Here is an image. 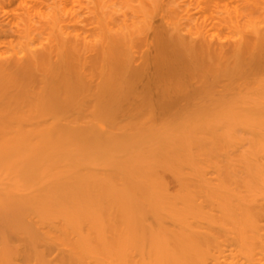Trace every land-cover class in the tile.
Returning <instances> with one entry per match:
<instances>
[{
	"label": "bare ground",
	"instance_id": "obj_1",
	"mask_svg": "<svg viewBox=\"0 0 264 264\" xmlns=\"http://www.w3.org/2000/svg\"><path fill=\"white\" fill-rule=\"evenodd\" d=\"M98 1L102 20L91 15L83 25L52 7L31 18L34 0H0V264H264V100L222 124L203 116L180 140L151 127L158 115L177 130L188 117L174 106L223 99L264 70L262 24L248 16L254 29L215 41L208 28L224 22L219 8L234 0H173L168 34L155 46L157 81L140 86L149 25L141 17L128 24L107 14L115 3ZM13 5L25 20H14ZM244 12L227 17L240 22ZM12 40L22 47L8 50ZM138 146L141 154L124 159ZM160 171L176 178V195ZM53 249L59 255L49 261Z\"/></svg>",
	"mask_w": 264,
	"mask_h": 264
},
{
	"label": "rangeland",
	"instance_id": "obj_2",
	"mask_svg": "<svg viewBox=\"0 0 264 264\" xmlns=\"http://www.w3.org/2000/svg\"><path fill=\"white\" fill-rule=\"evenodd\" d=\"M30 0H25V3L27 4L28 2H29ZM48 1V2H47ZM52 2L50 3V1L49 0H34V2H35V5H37V7H35V9L34 8H32L31 6H30V2L27 4L28 6L27 7H31V9H32V12L30 13V16H31V18H34V19H36L37 21L39 20L38 18H40V20H41V15H43V14H45V13H49L48 11L49 10H51V7H52V9H54L55 8V11L56 12H59L60 13V15H62V16H67V17H65V18H68V19H74V21H76V19H78V16L80 17L79 19L83 22V25H84V22H85V24H86V22L87 23H89L91 20H89L88 18L92 15L94 18V20H95V17L96 16H99L100 15V13H97L98 11H99V9H97V6H98V3H99V1L98 0H51ZM57 1H59V2H57ZM89 1H90V3H89ZM96 3H95V2ZM106 1V3L108 4V5H112V4H114L115 3V5H118V4H124L123 6H125V8L123 7V6H121V5H119V6H117L118 8L121 6L122 8H120V10H118V8L114 5V6H112L111 8V12H107V14H114L115 13V15L116 14H118V16H120V14H121V16L120 17H123L122 18V20L124 19L125 21L127 20V23L128 24H130L132 21H134V20H138V18H144V22H145V20L147 21V22H145L146 24H148L149 25V27H148V30L146 29V33H144V34H146V35H144V36H142V39L143 40H146V41H143V44L145 43V45H142V46H140L141 48L139 49V54H141V55H143L144 56V58H145V56L147 57L146 59H147V66H146V68L144 69V71H143V75H142V77H141V79H140V82H139V85L141 86V85H147V84H149V82H150V86H152L153 84H155L156 83V81H157V76H156V72H155V68L153 67V65L155 64V46L157 45V43H158V38H164L165 36H167V34L165 33V32H168V30H167V20L169 19L168 17L170 16L169 14L171 13V11H172V9H175V5L172 3V1L173 0H154V2H156V3H151L150 1V3L148 2V0H144V2H143V0H142V2L145 4H147V6L146 7H144V4H142L143 5V7L142 8H144V9H142L141 8V6L139 5V3H140V1L141 0H121V1H119V0H113V2L111 1V0H102L100 3H104ZM124 1V2H123ZM132 1H134V2H132ZM152 1V0H151ZM192 1H194V0H192ZM56 2V3H55ZM108 2H110V3H108ZM171 2V3H170ZM102 3V4H103ZM118 3V4H117ZM128 3H130V4H128ZM149 3V4H148ZM192 3H194V2H192ZM234 3V4H233ZM232 4H230V5H228V7H226L227 8V10H229V11H225L224 10V8H223V10H222V8L220 9L219 8V10H220V19H221V21L222 20H224V22L227 20V18L229 19V18H231V17H227V15L229 16V14H231L232 12H230L231 11V9H230V7H231V5L233 6V5H235L236 4V6L234 7L236 10H234L233 11V13L235 12V11H237L238 10V12L239 13H241V11H242V9H244V8H246V12H244L243 13V15H242V18H238V20L240 21V22H235V23H233L234 21H232V20H230V21H232V22H230V21H226L225 22V24H224V22H220L219 23V25L217 26V25H213V26H211L210 28H208V33L211 35V37H213L214 39L213 40H215V41H218V40H220V38L221 39H223V41H221V42H226V43H232V42H234V41H237L238 39H240L241 37V35L243 36V35H245V34H247V32H250L251 31V29H254V27L256 26V24L257 25H259V27H260V25H261V27H263V29L262 28H259V27H257V28H259L258 30H260L261 29V34H263L264 35V9H263V0H234V2H233ZM86 4V5H85ZM136 4V7L135 6H133L132 8L133 9H131V6L132 5H135ZM145 4V5H146ZM157 4V5H156ZM254 4L256 5V4H258L257 5V7H259V8H262V9H259L258 11L257 10H254L252 7L254 6ZM32 5V4H31ZM59 5V6H58ZM89 5V6H88ZM130 5V6H129ZM150 5V6H149ZM170 5H172L173 7H169ZM155 6H157V7H155ZM50 9H49V8ZM76 7H77V9H76ZM88 7H90V8H88ZM115 9H114V8ZM138 7V8H137ZM149 9H148V8ZM151 7V8H150ZM11 8H14V9H17V11H15L16 13H18L19 15V17H18V19H15L14 18V20H16V22H20L21 20H25V18H26V16H24L25 14L21 11V9H18V8H16V5H13V7H11ZM37 8V9H36ZM67 8V9H66ZM74 8V9H73ZM110 8V7H109ZM117 8V9H116ZM140 8H141V10H140ZM147 8V11H145V9ZM233 8V9H234ZM82 9H84V10H82ZM90 9H93V12H92V10H90ZM126 9V10H125ZM153 11L152 13L150 12L151 10ZM232 9V10H233ZM61 12H60V11ZM64 10V11H63ZM69 10V11H68ZM70 10H72V11H70ZM81 10V11H80ZM96 12H95V11ZM98 10V11H97ZM118 10V11H117ZM138 10H140V11H142V12H139L138 13ZM149 10V11H148ZM155 10V11H154ZM167 10V11H166ZM169 10V11H168ZM104 11H106V10H104ZM135 13H134V12ZM22 12V13H21ZM63 12H64V14H63ZM77 12V13H76ZM89 12H92V13H95V14H92V13H90V15L88 16V14L87 13H89ZM100 12V11H99ZM114 12V13H113ZM131 12V13H130ZM146 12V13H145ZM170 12V13H169ZM224 12H226V13H224ZM252 12V13H251ZM42 13V14H41ZM67 13V14H66ZM70 15H69V14ZM80 13V14H79ZM127 13V14H126ZM147 13H149V15H150V17H148V16H146L147 15ZM229 13V14H228ZM233 13H232V18H233ZM250 13V15H248ZM254 13V14H253ZM32 14V15H31ZM39 16H38V15ZM78 15V16H76V15ZM123 14H125V15H123ZM146 14V15H145ZM224 14V15H223ZM12 16H13V13L11 14ZM20 15H22V16H20ZM33 15H35L34 17H32ZM36 15H37V17H36ZM96 15V16H95ZM128 15V16H127ZM130 15H132V16H130ZM164 15H166V16H164ZM225 15H226V17H225ZM253 15V16H252ZM76 17V19H75V17ZM91 16V17H92ZM114 16V15H113ZM168 16V17H167ZM245 16H247V18L245 17ZM248 16H252L253 18H251V17H249V20H251V21H254L255 22V26L252 28L251 27V29L249 28V26L251 25H249L248 26V24H249V20H248ZM14 17V16H13ZM25 17V18H24ZM101 16H99V19L98 20H102V18L103 17H101ZM115 17V16H114ZM120 17H118V18H120ZM125 17V18H124ZM137 17V18H136ZM161 17H163V18H161ZM222 17H225L226 18V20L223 18L222 19ZM133 18H136V19H133ZM254 18H255V20H254ZM34 19H32V20H34ZM72 19V20H73ZM91 19V18H90ZM121 19V18H120ZM162 21H161V20ZM165 19V20H164ZM241 19V20H240ZM246 19V20H245ZM253 19V20H252ZM261 19H263V20H261ZM19 20V21H18ZM45 20V19H44ZM94 20H92V22L94 21ZM258 20V21H257ZM260 20V21H259ZM130 23H129V22ZM139 21H143V19H141V20H139ZM164 21V22H163ZM246 21H248V22H246ZM251 21H250V23H251ZM257 21V22H256ZM95 22V21H94ZM228 22H230V23H228ZM254 22H252V25H254ZM260 22V24H258ZM138 23V22H137ZM136 23V24H137ZM139 23H141V22H139ZM227 23V24H226ZM233 23V24H232ZM248 23V24H247ZM96 24V23H95ZM95 24H93V25H95ZM235 24V25H234ZM238 24V25H237ZM242 24V25H241ZM227 25V26H226ZM220 26V27H219ZM224 26H225V28H224ZM229 26V27H228ZM239 27V28H237V27ZM185 27V26H184ZM189 27H191V26H189ZM147 28V27H146ZM186 28H187V26H186ZM185 28V29H186ZM220 28H221V30H220ZM188 29V28H187ZM194 28H193V26H192V29H191V31L193 30ZM250 29V31H248ZM217 31V32H216ZM148 32V33H147ZM157 32H158V34H157ZM162 32V33H161ZM193 32H196V30H194V31H192V33ZM211 32V33H210ZM214 32H215V34H214ZM79 33H81V31L79 32ZM217 33V34H216ZM155 34H157V35H155ZM160 34V35H159ZM164 34H165V36H164ZM216 35V36H215ZM159 36V37H158ZM162 36H164V37H162ZM158 39V40H157ZM217 39V40H216ZM16 42V40L14 41V40H12L11 41V43H8V44H6V46H7V49L8 50H10V51H16V50H18V48L20 49L21 47H22V43L21 42H18L19 43V45L17 44V43H15ZM21 43V44H20ZM15 44H17V45H15ZM148 44V45H147ZM19 46V47H18ZM146 46V47H145ZM148 46V47H147ZM154 46V47H153ZM143 47V48H142ZM14 49H16V50H14ZM141 49H143V50H141ZM153 49V50H152ZM142 51V52H141ZM142 53H144V54H142ZM149 53H150V55H149ZM148 55V56H147ZM150 62V63H149ZM152 66V67H151ZM155 66V65H154ZM149 69V70H148ZM154 69V70H153ZM263 69V68H262ZM258 70V71H256V73L254 72V73H252L250 76H247L246 78H243V79H241V81L240 82H237V83H241L242 85H239V84H237L236 83V85L235 86H232L233 87V92L230 90L231 88H228L230 91H229V93L230 94H232V95H228V94H225L226 96H224L223 95V99H222V96L221 97H219V96H217V99L215 100V101H212V100H210V102L208 101V102H205L204 104L206 105V104H208V105H206V106H203L202 104H200V106H199V104L197 105V104H195V105H193V104H189L188 106L186 105H178V106H174V108H172L171 110H170V112L171 113H180V115L181 114H183V115H186L187 117H188V119H187V121L185 122V124H182L183 125V128L186 126V128L187 129H185V131H182V125H180L179 123H177V124H179L180 125V127H181V130H179L180 129V127H179V125H178V127L179 128H177V130H179V131H177L176 130V128H174V121H173V125H169V124H172L171 122H168V121H166L165 119L166 118H162V119H159L160 117L158 116V115H156V120L153 122V126H151L152 127V129H153V127L157 130V131H160L159 133L160 134H162V136H169V137H167V138H170V137H172V134H173V137H172V139H174V136L175 135H177V136H175V138L177 139V138H179V140L180 139H184L187 135H191L192 133H194V131L193 130H195V129H199V127L198 126H202V124H204V122H202V120L203 119H201L200 120V118H202L203 116L205 117H207V115H211L212 116V120L213 119H215V116H217L216 118L217 119H215V121L216 122H222L223 123V119H226L227 120V118L225 117V116H227V114L228 113H231V112H235L234 110H236V108H239V106H241V110H242V107H243V110H246V111H248V110H250V109H252L254 106H257V105H259L260 103H261V100L263 101L264 99H262L263 98V96L264 95H262L261 94V92L263 93L264 91H262V90H264V70ZM262 71V72H261ZM145 74V75H144ZM147 75V76H146ZM151 76V77H150ZM155 78V79H154ZM147 79V80H146ZM142 81V82H141ZM149 81V82H148ZM259 82V83H258ZM261 83H262V87H261ZM260 84V86H257V85H259ZM238 86H240L239 88H242V89H237L236 87H238ZM242 86V87H241ZM258 87V88H257ZM237 89V90H236ZM258 89V90H257ZM262 89V90H261ZM254 91V92H253ZM261 91V92H260ZM258 92V93H257ZM259 92H260V95H262L261 97H258V94H259ZM234 93V94H233ZM236 93V94H235ZM257 94V96H256V94ZM217 95H219V94H217ZM228 95V96H227ZM239 95V96H238ZM242 95V96H241ZM255 95V96H254ZM232 96V97H231ZM236 96V97H235ZM218 97H219V99H218ZM226 97V98H225ZM228 97V98H227ZM244 97V98H243ZM256 97V98H255ZM258 97V98H257ZM238 100H237V99ZM241 98V99H240ZM259 98H261V99H259ZM225 99V100H224ZM229 99V100H228ZM231 99V100H230ZM233 99V100H232ZM243 99V100H242ZM259 99V100H258ZM213 100H214V98H213ZM218 100V101H217ZM237 100V101H236ZM229 101H231V103L229 102ZM236 102V103H235ZM239 102H240V104H239ZM258 102V103H257ZM254 103H257V105L255 104L254 105ZM243 104H245V105H243ZM214 105H216L215 107H214ZM231 105V106H230ZM254 105V106H253ZM191 106V107H190ZM194 106V107H193ZM227 106V107H226ZM234 106V107H233ZM177 107V108H176ZM184 107H186V108H184ZM195 109H193V108ZM199 107V108H198ZM217 108H218V110H217ZM231 110H233V111H230V109ZM209 109V110H208ZM213 109V110H212ZM216 109V110H215ZM226 109H227V111H226ZM215 110V111H214ZM223 110V111H222ZM238 110V109H237ZM239 110H240V108H239ZM238 110V111H239ZM220 111H222V112H219ZM225 111V112H224ZM238 111H237V113H238ZM214 112V113H213ZM195 113V114H194ZM200 113V114H199ZM217 113V114H216ZM202 114V115H201ZM219 114V115H218ZM222 114V115H221ZM209 115V118L211 117ZM215 115V116H214ZM225 115V116H224ZM159 118H158V117ZM198 116H199V118H198ZM221 116V117H220ZM191 117V118H190ZM220 117V118H219ZM224 117V118H223ZM175 118V117H174ZM172 119V120H175V119ZM193 118V119H192ZM159 119V120H158ZM192 119V120H191ZM218 119H220L219 121H217ZM163 120V121H162ZM210 120V119H209ZM208 120V118H207V122L206 123H211V122H213V123H215V121L213 120H210L209 121ZM222 120V121H221ZM164 121H166V122H168V123H166V122H164ZM170 121V120H169ZM176 121V120H175ZM189 121V122H188ZM204 121V120H203ZM202 122V123H201ZM219 122V123H220ZM194 123H195V125H194ZM200 123V125H198ZM205 123V125H207ZM222 123H220V124H222ZM176 124V123H175ZM196 124H197V127H196ZM166 125H167V127H168V125H169V127H168V129H167V131H166V128H164V126L166 127ZM211 125V124H210ZM211 126H213V124L211 125ZM175 127H177V125H175ZM195 127V128H194ZM223 127V126H222ZM221 127V128H222ZM164 128V129H163ZM193 128V129H192ZM191 129V130H190ZM223 129V128H222ZM232 130H233V128H231ZM107 130V127H105V126H103V130L102 131H106ZM186 130H190L191 131V133L188 131V132H186ZM241 130V129H240ZM181 131V132H180ZM224 132H226L225 130H223ZM223 131H219L218 130V133L217 134H219L220 135V133L221 132H223ZM243 131V130H242ZM182 132H184V133H182ZM223 132V133H224ZM238 132L239 133H242V132H240L239 131V128H238ZM238 132H236V134L238 133ZM221 133V135H224V134H227V132L226 133ZM244 133V135H250L251 133L249 132H247V134H245L246 132L244 131L243 132ZM156 134H158V132H156ZM175 134V135H174ZM253 134V133H252ZM250 135V136H253V135ZM228 135V134H227ZM239 135V134H238ZM243 135V134H242ZM241 136V135H240ZM243 137H245V136H242V138ZM251 138V137H250ZM249 138V139H250ZM255 138V137H254ZM254 138H253V140H254ZM244 140L246 139H248V138H243ZM178 140V139H177ZM244 141V144H242L243 145V147H246L247 145V143L248 142H250L249 140H247V141ZM252 140V139H251ZM247 142V143H246ZM236 147V146H235ZM237 147H239V145H237ZM242 147V148H243ZM138 150V151H137ZM233 150L234 151H231V153L230 154H232L233 155V159L236 161V160H238V158L240 157V153L238 154V155H236L237 154V152L240 150L241 151V146H240V148H233ZM243 150V149H242ZM135 151H137V152H135ZM244 151L245 150H243V154H245L244 153ZM141 154L142 153V148L140 147V146H138V147H136V148H134V149H131V150H128L127 151V153L124 155V159H126V157H127V159H129V158H132V157H134L136 154ZM238 157H236V156ZM242 155V154H241ZM231 156V155H230ZM236 157V159H235V157ZM232 159V160H233ZM233 160V161H234ZM186 173H187V171H185ZM159 178L165 183V187H166V191H167V194H169V196L170 195H176L177 193H178V190H179V187H178V184H177V182H176V178L175 177H173V175H172V173L170 172V171H160L159 172ZM167 220H165V222H166ZM169 221V222H168ZM166 223H165V226H164V224H163V226L164 227H172V223H171V221L170 220H168ZM151 223V221L148 219V221H147V224L148 225H151L150 224ZM171 226H170V225ZM169 228V229H170ZM16 241V240H15ZM12 242H13V240H12ZM15 242H13V244H14ZM15 245V244H14ZM16 245H17V243H16ZM43 245V244H42ZM42 245H40V246H42ZM45 246V245H44ZM41 248V247H40ZM44 248V247H43ZM43 248H41V250L43 249ZM40 250V249H39ZM56 252V254H54ZM58 252V253H57ZM47 253H49V255L47 254ZM46 254H47V257L49 256V258L50 259H48L49 261H54L56 258H57V256L59 255V251L57 250V249H53V250H50V252L48 251ZM52 257V258H51ZM17 259H19L20 260V258H17ZM19 261L17 260V264H20V262H21V264H24L23 262H22V260H20V262L18 263ZM32 262V261H31ZM29 263V264H35V262H33V263Z\"/></svg>",
	"mask_w": 264,
	"mask_h": 264
}]
</instances>
